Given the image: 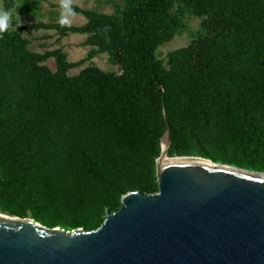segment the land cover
I'll list each match as a JSON object with an SVG mask.
<instances>
[{
    "label": "trees",
    "instance_id": "obj_1",
    "mask_svg": "<svg viewBox=\"0 0 264 264\" xmlns=\"http://www.w3.org/2000/svg\"><path fill=\"white\" fill-rule=\"evenodd\" d=\"M84 25L37 23L87 35L68 61L0 32V212L67 231L95 230L132 191H159L156 161L196 156L264 172V0H126L121 13L71 5ZM200 18L201 31L167 62L158 49ZM121 73L89 65L100 54ZM55 58L52 71L45 62ZM165 109L166 118L163 110Z\"/></svg>",
    "mask_w": 264,
    "mask_h": 264
},
{
    "label": "water",
    "instance_id": "obj_2",
    "mask_svg": "<svg viewBox=\"0 0 264 264\" xmlns=\"http://www.w3.org/2000/svg\"><path fill=\"white\" fill-rule=\"evenodd\" d=\"M161 144L159 191L125 194L95 230L0 212V264H264V172L196 156L161 162L168 122Z\"/></svg>",
    "mask_w": 264,
    "mask_h": 264
},
{
    "label": "rangeland",
    "instance_id": "obj_3",
    "mask_svg": "<svg viewBox=\"0 0 264 264\" xmlns=\"http://www.w3.org/2000/svg\"><path fill=\"white\" fill-rule=\"evenodd\" d=\"M126 0H0V10H11V18L7 31H18L30 43L34 52L45 53L62 49L68 61L77 62L85 58L93 49L85 46L87 35L69 34L60 36L55 30L28 28L29 25L44 23H59L62 25H84L86 18L82 14H73L66 9L76 5L82 9L95 10L105 14L121 13ZM184 27L179 30L175 38L162 45L157 51V57L167 62L168 55L177 49L187 47L201 31L200 18L188 11L182 14ZM45 64L52 71H56L55 58L49 59ZM89 65H95L107 72L121 73L120 67L112 63L108 54L103 53L86 62L83 66L73 68L69 75H78ZM177 157V156H174ZM168 158H170L168 156ZM172 159V158H171ZM8 215V214H7ZM30 218V217H29Z\"/></svg>",
    "mask_w": 264,
    "mask_h": 264
},
{
    "label": "clouds",
    "instance_id": "obj_4",
    "mask_svg": "<svg viewBox=\"0 0 264 264\" xmlns=\"http://www.w3.org/2000/svg\"><path fill=\"white\" fill-rule=\"evenodd\" d=\"M11 15V10H0V32L8 28Z\"/></svg>",
    "mask_w": 264,
    "mask_h": 264
},
{
    "label": "bare ground",
    "instance_id": "obj_5",
    "mask_svg": "<svg viewBox=\"0 0 264 264\" xmlns=\"http://www.w3.org/2000/svg\"><path fill=\"white\" fill-rule=\"evenodd\" d=\"M171 158H168V156H163L162 158H161V162H165V161H168V160H170Z\"/></svg>",
    "mask_w": 264,
    "mask_h": 264
}]
</instances>
